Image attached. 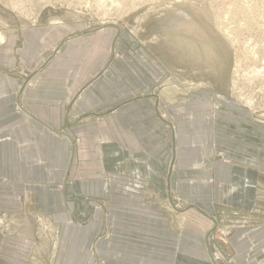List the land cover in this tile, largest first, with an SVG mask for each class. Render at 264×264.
I'll return each mask as SVG.
<instances>
[{"label": "crops", "instance_id": "1", "mask_svg": "<svg viewBox=\"0 0 264 264\" xmlns=\"http://www.w3.org/2000/svg\"><path fill=\"white\" fill-rule=\"evenodd\" d=\"M58 27L0 43V264H264V126L212 90L157 97L165 65L112 28Z\"/></svg>", "mask_w": 264, "mask_h": 264}, {"label": "rangeland", "instance_id": "2", "mask_svg": "<svg viewBox=\"0 0 264 264\" xmlns=\"http://www.w3.org/2000/svg\"><path fill=\"white\" fill-rule=\"evenodd\" d=\"M65 25L73 27L75 35L112 28L123 36L119 46L125 51L139 45L150 51L168 71L166 80L153 90L157 97L162 87L172 95L168 100L176 103L194 92L212 90L234 100L264 126V0H0L4 38L42 29L52 38L50 29ZM118 52L114 47V56ZM200 104L202 112L208 113L210 106ZM159 114L174 131L173 121L162 109ZM261 174L254 187L257 210H264V171ZM170 205L163 208L174 211L186 206L175 195ZM32 221L36 238L50 239L52 224L37 217ZM229 221L213 223L222 242L246 224L244 218ZM258 223L260 217L253 218L252 224ZM221 224L225 231L220 230Z\"/></svg>", "mask_w": 264, "mask_h": 264}, {"label": "bare ground", "instance_id": "3", "mask_svg": "<svg viewBox=\"0 0 264 264\" xmlns=\"http://www.w3.org/2000/svg\"><path fill=\"white\" fill-rule=\"evenodd\" d=\"M96 1V0H95ZM98 1V0H97ZM103 2V1H102ZM241 2H243V1H241ZM216 3V2H215ZM101 4V3H100ZM245 4V3H244ZM223 5V4H222ZM225 5V4H224ZM237 5V4H236ZM250 5V4H249ZM235 6V5H234ZM239 6V5H238ZM227 7V6H226ZM250 9V8H249ZM256 9V8H255ZM254 9V10H255ZM237 11V10H236ZM242 11V10H241ZM244 11V10H243ZM228 13V12H227ZM242 13V12H241ZM257 14V13H256ZM214 16H216L215 14H214ZM227 17V16H226ZM236 17V16H235ZM263 17V16H262ZM242 18V17H241ZM244 18H246V17H244ZM236 19V18H235ZM248 19V18H247ZM256 19V18H255ZM260 19V18H259ZM240 20V19H239ZM253 21V20H252ZM234 22V21H233ZM250 22V21H249ZM218 23V22H217ZM236 25V24H235ZM217 26V25H216ZM225 26V25H224ZM230 26V25H229ZM247 26V25H246ZM252 27V26H251ZM263 28V27H262ZM261 28V29H262ZM245 29V28H244ZM247 29V28H246ZM225 30V29H224ZM238 30V29H237ZM226 31H227V29H226ZM226 31H224V32H226ZM234 33V32H233ZM236 33V32H235ZM228 34V33H227ZM238 38V37H237ZM251 38V37H250ZM248 40V39H247ZM4 41V35L0 32V42H3ZM237 44V43H236ZM263 47V46H262ZM259 49V48H258ZM261 50V49H260ZM239 51V50H238ZM251 53V52H250ZM238 61V60H237ZM238 65V64H237ZM167 87V86H166ZM169 88V87H168ZM169 89H171V88H169ZM173 89H174V87H173ZM164 90V89H163ZM164 92H165V90H164ZM250 106V105H249ZM163 114V113H162ZM163 116V115H162ZM43 235V234H42Z\"/></svg>", "mask_w": 264, "mask_h": 264}]
</instances>
